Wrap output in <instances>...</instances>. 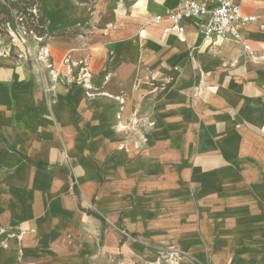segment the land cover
<instances>
[{"label": "crops", "instance_id": "0c3cea01", "mask_svg": "<svg viewBox=\"0 0 264 264\" xmlns=\"http://www.w3.org/2000/svg\"><path fill=\"white\" fill-rule=\"evenodd\" d=\"M183 1L37 0L50 57L56 65L65 55L86 60L93 95L65 75L53 80L47 68L40 76L36 40L26 50L15 35L13 50L3 48L5 264H15L19 245L30 252L33 242L47 248L73 233L82 210L74 186L80 206L82 194L93 198L109 224L104 245L92 251L97 264L116 257V215L118 228L136 237L124 242L121 264L151 260L168 245L187 257L180 264H264V19L234 0L256 20L240 40L212 43L197 18L184 19L182 35L168 21L153 22ZM134 77L145 83L129 89ZM132 113L146 121L133 127ZM91 239L81 244L88 251Z\"/></svg>", "mask_w": 264, "mask_h": 264}, {"label": "built area", "instance_id": "2783aa9c", "mask_svg": "<svg viewBox=\"0 0 264 264\" xmlns=\"http://www.w3.org/2000/svg\"><path fill=\"white\" fill-rule=\"evenodd\" d=\"M34 15H37V6L29 9ZM10 15L14 21V31L28 43L26 36L32 35L37 41V47L32 52V59L38 67L41 76V70L47 68L53 80L59 75H65L70 82L80 85L85 89L87 95L97 93V87L91 82L92 73L88 69L86 60H74L70 55H65L56 65L47 50L42 35H37L32 29H27L22 23V16L14 9L9 8ZM187 17H194L200 20L202 38L208 42L222 41L224 39L240 40L241 29L247 24L256 20L254 15L242 14L239 5L234 0H184L179 9L166 10L161 14L153 16V22L168 21L172 23L174 30L178 35L184 32L183 21ZM244 50L251 56L256 57V51L249 44H243ZM64 67L65 72L60 73L59 68ZM53 85L45 87L44 91L49 92ZM145 122V120L143 121ZM161 257H164L165 264H178L179 252L176 249L159 252L157 257L145 264H162Z\"/></svg>", "mask_w": 264, "mask_h": 264}, {"label": "rangeland", "instance_id": "374dc122", "mask_svg": "<svg viewBox=\"0 0 264 264\" xmlns=\"http://www.w3.org/2000/svg\"><path fill=\"white\" fill-rule=\"evenodd\" d=\"M79 1H83V0H79ZM8 2H9L8 0H0V4H8ZM242 3L244 6H246L245 7L246 9L257 12L256 14L260 15L264 19V0H242ZM9 18L12 19V22L14 25L13 17L10 15ZM13 29H14L13 26L11 28V26L9 25L7 15H5L3 12L0 11V54H2L1 52L4 51L3 48H7V51L9 52V49L12 46L11 42L15 40V35H17V37L20 40V36L15 31H13ZM26 39L28 43L27 44L21 43L22 46H24L26 50L28 48L33 49L34 48L33 44L36 43L35 39L32 37V35H27ZM13 47L15 46H12V50H13ZM146 82L147 84H150V86H151V83L153 85L156 84L155 81L151 79L147 80ZM139 83H145V82H139L138 79L134 77L133 80L130 81V84L128 85V87L129 89L139 88L140 87L138 86ZM120 88L122 89V87ZM144 120L146 121L145 117L135 115L134 113H132L131 122H132L133 127L142 125ZM139 130H140L139 128L132 130V131H135L133 132V134H137V138L134 139L133 141V144L135 146H139V140L141 141L140 136H139L140 135ZM94 203L95 201L93 198H86L82 194L81 195V209L82 210H79V213L77 215V218H76L77 224L75 226V229L73 230V233L65 234V236L61 238V241H57L58 244L56 241L49 242V247L47 248L46 247L43 248L41 245H38L33 242L31 243L32 251L30 252L29 250H27V245H19L18 250H17L18 252L17 260L15 264H37V262L38 264H51L49 263L50 262L49 260L56 261L60 258H61V261L57 262L56 264H76L78 261H80L82 264H97V258L92 253V251L97 250L99 247L104 245L105 239L108 235L107 229L109 227V224L107 220L105 219V217L103 215H100L97 212V210L95 209ZM87 211L90 212L91 214H87ZM93 218L99 219V228H96L95 232L92 231ZM121 219L122 218L116 215L115 233H119V239L115 242V245H114L117 251L115 253L116 257L114 258V261L111 264H121V262H123V258H124L123 252L125 251L124 242L126 240L131 239V242L133 244H136V242L134 241L136 237L131 236L130 238L127 231L125 232L123 229L118 228L119 226L118 220H121ZM92 233L94 234V245H93V249L88 251L86 248H83V245L81 244L83 240H85V238H87L91 242ZM66 244L69 246V251L65 250L64 246ZM35 245L39 248H36ZM63 247H64V250L62 249ZM48 248L52 249L51 252ZM168 249H176V248L173 245L171 246L168 245L165 247L164 250H161V252H164V251L166 252L168 251ZM122 250L124 251L122 252ZM63 253H65L66 256H63ZM155 257H157V255H155L153 259L148 260V261L154 260ZM177 259H178V264H180L181 262L182 263L188 262L187 257H185L181 251L179 252V258ZM102 261H104V263L107 264V259L102 260ZM138 261L139 262H136V264L137 263L145 264V262H147V260L145 261L138 260ZM160 262L162 264H165L164 257L163 258L161 257ZM194 262L196 264H204L201 262L198 263L197 261H194ZM0 264H5V262H3V260H0Z\"/></svg>", "mask_w": 264, "mask_h": 264}, {"label": "trees", "instance_id": "16d2710c", "mask_svg": "<svg viewBox=\"0 0 264 264\" xmlns=\"http://www.w3.org/2000/svg\"><path fill=\"white\" fill-rule=\"evenodd\" d=\"M8 4H0V11L5 15L10 14L9 8H13L22 16V23L27 29H32L37 35H44V17L40 14L37 0H8ZM35 4L37 6V15L30 12V8ZM11 5V6H10ZM181 55H178L179 58ZM73 192L77 198V206H80V193L73 187Z\"/></svg>", "mask_w": 264, "mask_h": 264}, {"label": "bare ground", "instance_id": "6f19581e", "mask_svg": "<svg viewBox=\"0 0 264 264\" xmlns=\"http://www.w3.org/2000/svg\"><path fill=\"white\" fill-rule=\"evenodd\" d=\"M117 98V97H116Z\"/></svg>", "mask_w": 264, "mask_h": 264}]
</instances>
